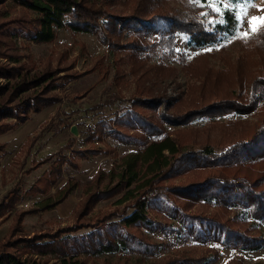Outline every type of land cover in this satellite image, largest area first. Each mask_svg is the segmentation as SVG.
I'll list each match as a JSON object with an SVG mask.
<instances>
[{
	"label": "trees",
	"instance_id": "1",
	"mask_svg": "<svg viewBox=\"0 0 264 264\" xmlns=\"http://www.w3.org/2000/svg\"><path fill=\"white\" fill-rule=\"evenodd\" d=\"M179 1L194 4L180 10L171 0H0V136L61 103L58 91L83 76L73 71L75 60L66 62V51L58 55L55 65L49 61L40 66L24 51L30 43L54 42L60 29L93 35L115 55L116 73L104 91L108 99L97 108L117 107L88 127L86 146L75 149V138H70L56 153L32 161L31 169L48 164L29 190L33 197H41L32 207L18 208L19 184L0 197V224L11 219L7 235L0 240V264H99L101 256L113 253L121 258L100 264H129L132 255L150 259L143 264H215L219 254L207 247L212 243L247 251L264 249L260 231L264 221V35L257 47L260 70L253 75L246 72L245 56L217 71L202 58L205 52L189 61L186 52L178 51V36L202 49L233 35L239 16L222 8L225 15L221 17L208 7L209 0ZM241 4L245 5L244 0H218V6L228 5L236 13ZM221 19L225 22L220 23ZM12 25L17 28L11 29ZM153 35L157 41H151ZM159 50L163 59L178 62L198 83L186 91L180 89L177 97L157 88L156 80L170 78L174 71L161 63L148 64ZM104 59L88 72L99 68L107 78L110 69ZM129 75L136 89L125 99L120 88ZM250 114L257 119L217 123L221 118ZM53 120L27 140L20 156L29 155ZM201 120L221 126L223 136L216 145L195 148L192 138L185 137L191 134L190 126ZM106 139L137 149L82 185L71 223L26 234L28 215L54 210L78 189L80 181L75 176L59 186L65 164L79 170L80 161L94 156L118 158L114 148L97 146ZM6 147L0 142V167ZM112 199L116 200L109 208L97 211L100 203ZM158 236H174L207 249L199 255L160 256L170 243L157 240Z\"/></svg>",
	"mask_w": 264,
	"mask_h": 264
},
{
	"label": "rangeland",
	"instance_id": "2",
	"mask_svg": "<svg viewBox=\"0 0 264 264\" xmlns=\"http://www.w3.org/2000/svg\"><path fill=\"white\" fill-rule=\"evenodd\" d=\"M171 4L180 10H186L187 6H192L194 3L190 1L171 0ZM201 5L198 4V7L202 8ZM244 7L245 5L243 4L238 6L239 12ZM202 12L205 13L206 9H203ZM261 15H264V0H255V5L249 9L248 16H239V27L236 33L249 31L246 20L250 19L251 16ZM10 27L11 29L17 28L15 25ZM263 35L264 27H261L256 33L250 32L247 40L232 38L233 35H225L216 44L208 45L202 49L190 45L188 38L180 35L178 36L177 45L178 51L187 53L189 61H193L201 52L207 53L202 58H204L210 68L216 71L227 68V66L236 63L239 57L245 56L246 72L250 71V74L253 75L254 72L260 70L258 63L260 52L257 47H260ZM20 40L23 42L22 38ZM157 40V36L153 35L151 41ZM207 49L211 50L208 51ZM24 51L29 53L39 66L45 63L47 64L49 61L50 64L55 65L58 55L66 51L68 53L66 62L70 63V61L75 60L76 63L73 71L83 74L82 77L70 82L58 91L62 95L61 103L33 114L28 121L19 124L15 130L0 136V142L7 144L6 151L1 157L0 197L16 184H19L22 189V201L18 204V208L25 210L32 207L41 199L40 196L33 197L30 195L29 190L36 179L48 169V164L38 169H31L32 161L40 160L51 153H56L70 138H75V149L86 146L85 139L89 133L88 127L93 128L103 113L109 114L116 110L117 107L110 108L106 106L102 109L97 108L98 105H102L108 99V94L104 91L107 89L112 77H114L116 69L113 66L115 55L104 47L93 35L83 33L73 34L66 29H60L57 30L54 42L30 43L29 47L25 48ZM161 53L162 51L159 50L158 54H155L148 64L157 66L161 63L167 69L172 68L174 71L170 78L162 77V79L156 80L158 81L156 84L157 88L162 87V89L166 90L168 96L177 97L181 90L186 91L190 84L198 83L195 78L185 73L178 62L172 61L167 57L163 59ZM102 57H105V63L109 65L108 68L110 69L107 78H103V72L99 68L92 73L88 72ZM196 62L194 61V63ZM122 69L127 70L128 68L124 66ZM120 89L125 99L133 96L136 85L130 75L125 78ZM53 118V122H55L51 129L42 134L31 149L29 155L26 156V154H23L20 156L19 152L27 140L43 132V126ZM255 119H257V116L253 114L247 116H229L225 119H219L220 122L217 123L228 124L235 121L246 122ZM215 123L209 120L198 121L190 126V129H192L191 134L186 133L185 137L192 138L191 141L193 143L191 145L195 148H201L207 143L216 145L222 139L223 131L221 126ZM73 126L76 127L79 133L78 136H75L71 132ZM97 146L103 149L114 148L118 158L112 154L108 156H94L89 160L80 161L79 170L73 169L72 166L65 164L63 180L59 186L67 178L75 176L80 181L78 189L73 192L67 201L54 210L37 215H28L24 222L26 234L32 235L36 231L55 230L58 227L71 223L72 212L81 199L82 185L91 180L99 171H110L121 156L137 149L135 146L120 145L112 139H106L103 143H97ZM65 153L69 155L70 150H66ZM23 159L26 162L22 168L21 162L24 161ZM52 191L55 192L56 188ZM115 200L112 199L100 203L96 208L97 211L109 208ZM10 224L11 219L9 218L0 224V240L7 235ZM260 231L264 234V221L261 223ZM156 239L170 243V246L162 249L160 256L173 254L174 252L199 255L207 247H213L219 254L218 261L215 264H264V249L247 251L243 248H227L213 243L204 247L190 242H184L174 236L168 238L158 236ZM101 258V260H97V263L100 264L104 259L116 261L121 258V255L119 253L105 254ZM148 261H150L149 258L132 255L128 263L143 264Z\"/></svg>",
	"mask_w": 264,
	"mask_h": 264
},
{
	"label": "snow or ice",
	"instance_id": "3",
	"mask_svg": "<svg viewBox=\"0 0 264 264\" xmlns=\"http://www.w3.org/2000/svg\"><path fill=\"white\" fill-rule=\"evenodd\" d=\"M244 4L245 7L242 8L239 13H236L234 9L229 8L228 5L218 6V0H209L208 7H210L214 12L218 13L221 17L225 15L224 10L232 12L233 15L247 17L249 14V9L254 7L255 5V0H244ZM222 8L224 10H222ZM219 22L224 23L225 21L221 19ZM246 23L248 25L249 31H240L238 34L234 31L232 38H240L247 40L249 38L250 32L256 33L261 27H264V15L251 16L250 19L246 20ZM207 50L210 51L211 49Z\"/></svg>",
	"mask_w": 264,
	"mask_h": 264
},
{
	"label": "water",
	"instance_id": "4",
	"mask_svg": "<svg viewBox=\"0 0 264 264\" xmlns=\"http://www.w3.org/2000/svg\"><path fill=\"white\" fill-rule=\"evenodd\" d=\"M71 132H72L75 136H78V135H79V133H78V131H77V129H76L75 126L72 127Z\"/></svg>",
	"mask_w": 264,
	"mask_h": 264
}]
</instances>
